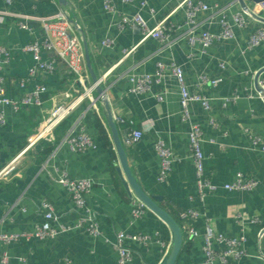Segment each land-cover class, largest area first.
Here are the masks:
<instances>
[{"label":"crops","instance_id":"obj_1","mask_svg":"<svg viewBox=\"0 0 264 264\" xmlns=\"http://www.w3.org/2000/svg\"><path fill=\"white\" fill-rule=\"evenodd\" d=\"M181 1L145 0L143 6V0L130 3L112 0L114 10L109 11L105 0H68L65 9L76 20L78 32L85 39L84 48L87 47L90 55V66L86 61L89 80L93 81L94 75L100 78L106 74L101 87L112 113L127 120L118 124V130L137 181L149 195L162 196L160 205L166 210L198 212L194 223L186 224L188 232L192 226L196 232L190 235L177 264H264V150L254 142V137L264 139V98L259 95L264 71L257 77L264 68V41L249 47L251 33L264 29V21L245 11V8L254 9L257 3L254 0H243L245 5L240 0H202L210 9L197 14L195 34L205 29L220 33L222 16L234 33L230 40H216L204 47L198 41H190L186 6L180 5ZM60 7L58 0H15L13 4L0 0V46L11 52L3 74L11 98L31 91L40 79L29 80L24 88L20 86V79L28 76L33 64L32 54L23 47L43 37L44 28L38 17L52 16ZM137 12L149 26L168 17L169 40L163 42L153 37L142 40L138 26H120L124 17L132 18ZM239 13L245 21L243 25L235 21ZM20 21L25 28L20 26ZM105 38L113 39V44L104 45ZM126 49L132 51L125 55ZM159 62L166 66L179 65L191 92L199 90L201 76L222 77L217 86L201 84V92L210 99L211 109L207 111L200 103L193 102L190 120L184 119L179 82L168 68L158 76ZM65 69L59 60L55 73L43 78L49 91L43 96L41 114L30 107L19 110L5 107L6 123L0 126V168L19 152L23 140L61 98L62 91L78 89ZM143 75L150 76L147 88L132 91ZM94 95L99 114L85 102L72 113L66 127L82 124L98 146L83 152L60 146L51 158L42 144L28 150L17 174L9 181H0V233L33 232L44 221L39 206L43 200L52 204L58 217L52 220L54 227L77 223L80 215L74 210L69 192L55 180L57 172L63 170L74 177L93 178L88 201L97 212L101 233L93 236L80 227L50 239L24 237L15 242L0 241V253L6 251L11 256L9 264H118L117 231L150 236L147 244L126 239L127 247L135 252L129 264H159L169 250V227L146 207L140 217L132 213L133 205L139 201L129 195L122 182L102 97L97 90ZM190 121L202 127L205 176L216 186L204 198L199 194L192 158ZM100 126L108 134L110 144L104 143ZM131 130H141L143 136L136 143L126 145L125 138ZM159 141L165 143L175 158L163 180L159 178L161 158L156 150ZM238 173L254 179L256 187L225 189L224 185L233 182ZM208 228L228 237L244 238L241 249L224 260L216 258L208 263L204 251ZM227 246L216 241L213 244L218 253Z\"/></svg>","mask_w":264,"mask_h":264},{"label":"built area","instance_id":"obj_2","mask_svg":"<svg viewBox=\"0 0 264 264\" xmlns=\"http://www.w3.org/2000/svg\"><path fill=\"white\" fill-rule=\"evenodd\" d=\"M8 4H13L15 0H5ZM125 3H130L132 0H122ZM146 4L143 0L142 5ZM180 5L186 6V24L188 26L187 34L191 42L198 41L204 47H208L216 40H230L234 37L232 26L225 16L220 18L221 32L214 33L209 29L203 30L199 35L195 34L197 28L196 16L201 11H207L210 6L202 0H182ZM105 7L109 11H113L112 0H105ZM245 11L252 14L256 20L261 21L259 18L264 17V0L257 2L253 10L245 8ZM2 14H11L9 12H2ZM20 17L27 18L22 14H13ZM30 18V17H28ZM44 28V35L40 40H33L27 43L23 50L32 54L33 64L28 70V76L20 79V86L24 88L28 81L31 79L40 78L33 89L21 97L11 98L7 95L5 86V77L3 74L4 66L8 62L11 52L8 48L0 46V126L6 123L5 120V107L10 106L14 110H19L22 107L29 106H44L45 100L44 94L48 93L49 88L43 78L46 75L55 73L57 70V64L60 60L66 67L65 72L71 73L72 85H78L77 90L65 89L61 93V98L54 103L52 108L45 114L35 131L27 138V143L24 147L19 149L10 160H8L0 168V181H9L17 171L19 165L22 162L23 155L35 145L41 144L43 141L53 143L56 140L55 130L64 121L69 119L72 113L82 106L85 102L90 103L91 108L99 114V106L97 104V98L94 95L97 87L103 82L106 74L102 77H98L96 81L89 80V70L86 63L85 48L83 42L85 39L78 32L79 26L76 20H74L65 7L61 6L58 12L52 16L38 17ZM235 21L241 25L245 23L243 16L239 13L235 15ZM20 26L25 28L26 25L20 21ZM136 25L140 28L142 34V40L146 38H157L163 42L169 40V22L168 17L162 18L154 26H149L147 22L142 18L139 12L135 13L132 18L124 17L120 23V26ZM264 41V29L258 28L253 31L249 39V47H254ZM113 39L105 38L103 40L104 45H112ZM132 50H124L125 55H128ZM47 55L48 58H44ZM168 68L171 73L176 77L180 85L181 91V106L182 116L186 120H190V105L193 102H198L201 106L209 111L211 109L210 99L201 92V84H208L209 86H217L222 82V77L209 78L207 76H201L200 83L197 88L198 91L191 92L186 83L183 69L175 64L171 63L166 66L163 63H158L157 75L162 76L164 71ZM62 76V75H60ZM160 78V77H159ZM134 82L133 78H130ZM150 81L149 75H143L138 79V84L132 91L139 92L147 88V83ZM259 95L264 98V81L261 86ZM113 118L116 123H125L127 120L119 115L113 114ZM131 123L132 121L129 120ZM143 136L141 130H131L127 133L125 138L126 145H132L139 141ZM190 146L192 149V158L195 164L199 194L201 198H204L207 192L214 191L216 186L207 179L205 176V155L202 148L203 142V130L200 124L190 121L189 129ZM254 142L264 150V139L260 137H254ZM124 145V144H123ZM67 146L73 152H83L90 148H96L97 142L95 138L87 132L82 124L76 127H69L66 132L61 136L59 143L55 146L50 153V158L54 157L56 150L59 147ZM125 146V145H124ZM156 150L161 158L160 162V176L163 180L166 177L167 172L170 170L175 158L169 151L163 141H159L156 144ZM55 180L67 189L72 200L74 210H76L80 218L77 223L72 225L59 224L58 227H54L52 220H57L58 217L54 212V208L47 200L41 201L39 206L43 209L44 221L38 224L33 232L22 233H0V241L4 243L19 241L26 237H37L40 239L55 238L59 233L69 231L73 228H84L86 231L93 235L98 236L101 233L97 212L90 205L88 196L92 191L94 180L91 177H74L71 176L68 171L63 170L57 172ZM257 182L254 179H250L241 173H238L235 180L231 183L224 185L228 190H251L255 188ZM145 211V206L139 202L137 205H133L132 213L135 217H140ZM198 212L193 209L184 210L180 213L181 218L184 220H190L195 218ZM196 231L190 227L189 235L194 234ZM126 239H132L143 244H147L150 236L145 233L127 234L124 231L116 232L115 248L118 251V264H129L134 257L135 252L128 248L125 244ZM225 243L227 248L222 249L221 252H216L213 247L214 242ZM244 243V238L238 239L234 237L225 236L222 233H214L210 228L206 232V241L204 251L206 253L207 262L212 263L216 258L224 260L231 254H235L237 249H241ZM11 256L8 252L4 251L0 253V264H9Z\"/></svg>","mask_w":264,"mask_h":264},{"label":"water","instance_id":"obj_3","mask_svg":"<svg viewBox=\"0 0 264 264\" xmlns=\"http://www.w3.org/2000/svg\"><path fill=\"white\" fill-rule=\"evenodd\" d=\"M262 0H254V2H260ZM61 6L66 7L68 5V0H58ZM242 5H245L243 0H240ZM264 21V18H259ZM85 57L90 66V55L87 47L85 46ZM264 71V68L257 73V77L260 73ZM94 81L97 77L93 76ZM102 97V102L105 109V115L107 123L111 132V139L114 144L118 156L119 165L117 170L122 178V182L128 191L129 195L134 196L139 202H141L146 208L156 214L170 229L171 231V245L169 250L163 256L159 264H176L184 240V235L179 222L164 208L160 205L162 196H151L149 195L139 184L135 175L133 174L131 167L129 165L127 151L119 135V130L117 123L113 118V113L111 107L108 103L106 93L104 89L99 85L96 89Z\"/></svg>","mask_w":264,"mask_h":264},{"label":"trees","instance_id":"obj_4","mask_svg":"<svg viewBox=\"0 0 264 264\" xmlns=\"http://www.w3.org/2000/svg\"><path fill=\"white\" fill-rule=\"evenodd\" d=\"M71 74V73H70ZM72 75V74H71ZM73 76V75H72ZM30 108H35L36 110H37V112H39L40 114H41V109H42V107L41 106H29ZM22 108H24V107H22ZM68 120V119H67ZM66 120V121H67ZM66 121H64L62 124H60L59 125V127L55 130V134H56V140H55V142H54V144L53 143H48V142H42L41 144L45 147V153H51L52 151H53V149L55 148V146L58 144V142L60 141V139H61V135L64 133V132H66V130L68 129V127H66ZM38 124V123H37ZM39 124H40V122H39ZM39 124H38V126H39ZM38 126H37V128H38ZM117 127H118V123H117ZM37 128L32 132V133H35V131L37 130ZM99 129H100V133H101V137H102V139H103V141H104V143L105 144H110L111 143V141H110V139H109V137H108V134L106 133V131L104 130V128L102 127V126H100L99 127ZM61 130V133L59 132ZM31 133V134H32ZM27 138H28V136L23 140V142H22V144L20 145V147L18 148V150L19 149H21L22 147H24L25 145H26V143H27ZM168 211V210H167ZM182 211H184V210H177V209H169V213L179 222V224H180V226H181V228H182V231H183V235H184V240H183V245H182V248H181V251L182 250H184L186 247H187V244H189V237H190V235H189V232H188V230H187V228H186V224L188 223L189 225L190 224H192V223H194V222H192L193 221V219H190V220H184L183 218H181V216H180V213L182 212ZM192 226V225H191ZM193 227V226H192ZM194 228V227H193ZM181 251H180V253H181ZM119 254V253H118ZM134 256H135V254H134ZM179 257H180V254H179ZM178 257V258H179ZM177 262H178V260H177ZM177 264V263H176Z\"/></svg>","mask_w":264,"mask_h":264}]
</instances>
